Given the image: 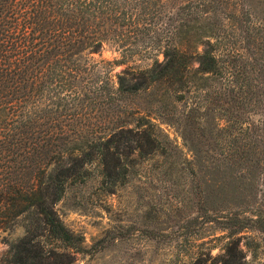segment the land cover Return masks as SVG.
<instances>
[{"label":"trees","instance_id":"16d2710c","mask_svg":"<svg viewBox=\"0 0 264 264\" xmlns=\"http://www.w3.org/2000/svg\"><path fill=\"white\" fill-rule=\"evenodd\" d=\"M157 6L180 17L199 15L200 48L198 43L186 48L167 40L161 60L156 57L147 66L116 73L117 90L134 92L165 82L182 98L192 72L217 76L221 92L234 98L239 107L247 105L255 112L263 105L258 97L261 91L252 89L254 76L246 74L245 68L240 70V64L237 67L242 52L236 45L264 42V0H0V226L20 214L27 219L24 233L11 243L10 254L0 258V264L57 263L56 256L63 252L56 247L74 245L73 232L54 207L66 184L88 177L96 161L100 185L112 191L110 186L128 167V154L157 150L153 123L143 115L133 126L121 123L78 149H52L55 138L79 133L78 126L64 122L78 117L74 106L82 101L83 106L90 104L93 92L104 88L94 86L93 78L80 88V76L87 70L78 64L81 56L99 51L109 40L122 55L113 62L124 64L138 33H150ZM154 25L157 28V20ZM249 63L252 66L253 61L246 60L244 67ZM111 94L108 88L107 99ZM186 105L194 113L202 107L198 100L187 99ZM66 107L71 109L65 111ZM221 109L227 114L228 134L242 131L245 137L246 129L232 126L227 108ZM194 117L199 121V116ZM239 119L235 121H245ZM235 140L232 136L227 143L233 155L210 160L215 171L229 172L220 188L221 202L210 204L224 213L223 232L216 237L221 244H210L206 252L195 256L194 264H254L261 249L264 253V192L253 193L259 177H251L248 190L235 188L236 177L228 178L239 167L256 173L257 168H264L263 150L256 152L249 139L241 145ZM40 153L48 159L41 161ZM30 177L34 178L31 182ZM215 247L218 251L213 253Z\"/></svg>","mask_w":264,"mask_h":264},{"label":"rangeland","instance_id":"374dc122","mask_svg":"<svg viewBox=\"0 0 264 264\" xmlns=\"http://www.w3.org/2000/svg\"><path fill=\"white\" fill-rule=\"evenodd\" d=\"M200 21L197 14L180 17L157 6L150 33H138L139 39L130 44L133 50L124 64L113 62L122 55L109 40L99 51L81 56L78 64L87 70L80 76V88L90 84V81L85 83L89 78L96 82L94 86L104 88L101 93L93 92L90 104L83 106L82 101L74 106L79 110L78 117L66 118L64 122L78 126L79 133L55 138L54 152L83 147L121 123L133 126L142 115L153 123L159 146L151 153L128 154V167L110 186L112 191L100 185V165L96 161L89 167L88 177L66 184L63 196L54 207L73 232L74 245L60 243L56 249L63 254L56 256L55 264H194L195 256L206 252L210 244H221V238L216 237L223 232L221 214L224 213L218 205L210 204L221 202L220 188L229 172L215 171V163L210 160L233 155L227 144L232 136L239 145L249 139L256 152L263 150L264 154V81L261 77L264 72L260 68H264V42L254 46L236 45L242 52L236 61L237 67L240 64V70L245 68L246 74L254 76L256 85L252 89L261 91L258 97L263 105L256 107L255 112L245 104L239 107L234 98L225 96L221 81L214 75L191 72L189 89L182 91V98L165 82H155L134 92L117 90L116 73L137 65L147 66L156 57L161 60L167 40L186 48L195 46L202 39ZM246 60H252V66L249 63L244 67ZM108 88L112 90L109 99L105 95ZM187 99L201 102L198 112L187 107ZM221 106L227 108L232 126L241 125L246 129L245 137L242 131L228 134L227 114ZM70 109L66 107L65 111ZM194 115L199 116V121ZM237 117L245 121H235ZM122 147L126 150L125 145ZM39 158L48 159L43 153ZM255 174L259 180L253 193L260 196L264 192V168H257L256 173L250 167H239L228 178L236 177L233 186L248 190ZM33 179L30 177L28 181ZM252 194L247 193L249 200ZM26 220L25 214H20L0 226V258L10 254V245L24 233ZM217 251L218 247L212 250ZM255 260L254 264H264L262 249Z\"/></svg>","mask_w":264,"mask_h":264}]
</instances>
